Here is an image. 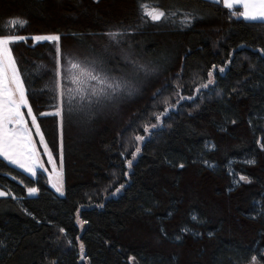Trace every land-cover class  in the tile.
<instances>
[{
	"label": "trees",
	"instance_id": "trees-1",
	"mask_svg": "<svg viewBox=\"0 0 264 264\" xmlns=\"http://www.w3.org/2000/svg\"><path fill=\"white\" fill-rule=\"evenodd\" d=\"M143 5L167 15L151 21ZM234 12L241 8L210 0H0V36L27 38L9 47L60 163L62 151L64 184L61 196L45 171L32 176L0 157L8 193L0 197V264H247L253 256L264 264V22ZM110 31L125 35L113 40ZM38 35H59L65 58L99 57L111 68L130 52L150 72L94 119L69 114L65 96L61 134V117L39 115L54 113L59 94L56 42L31 39ZM213 65L214 83L197 93ZM180 96L193 100L177 104Z\"/></svg>",
	"mask_w": 264,
	"mask_h": 264
},
{
	"label": "snow or ice",
	"instance_id": "snow-or-ice-1",
	"mask_svg": "<svg viewBox=\"0 0 264 264\" xmlns=\"http://www.w3.org/2000/svg\"><path fill=\"white\" fill-rule=\"evenodd\" d=\"M98 3V0H94ZM213 3H219V0H212ZM242 4L243 11L233 15L243 17L247 21L264 22V0H224V7L233 9L235 4ZM143 14L151 21H161L166 17V12L159 10L156 7L149 8L143 5ZM171 15L175 16L173 12ZM197 16L195 12L185 13V18L182 20L184 26H190ZM26 23V21L13 20V26L17 23ZM106 35L113 40L125 35L123 32L110 31ZM27 38L24 36H0V157L9 164H12L32 176H35L37 169H44V163L40 159L35 143L33 141L32 132L25 119V114L21 111L22 108H27V116L31 118V125L35 129V135L39 136V142L43 145L44 152L48 156V163L52 164V173L49 174V183L55 188L61 196L64 195L63 187V157L61 151L60 170L56 168V164L52 158V152L48 150V145L45 143V138L41 132L40 125L37 123V116L33 114V108L29 103L25 80L17 61L12 55L9 47L10 44L16 41H24ZM33 41H54L56 42V77L57 87L60 89V106L54 113H40V116L54 115L61 117V134L63 132V116L65 110V96L67 97V110L71 114L73 112L94 119L98 111L103 110L106 106L113 103L117 98H123L125 95H133L136 91L135 80L140 72L147 74L150 68L147 65L139 64L132 53H128L123 64L107 67L112 61H105L103 58H91L84 60H73L71 57L63 56L59 41V35H43L31 37ZM241 48L244 45L240 46ZM264 53V49L260 50ZM235 50L230 53V58H234ZM66 59L67 67H62V61ZM231 63V59L229 64ZM131 71H125L127 68ZM215 65L212 70L208 71V81L196 88L199 93L201 89H206L214 83ZM225 68H220L219 72L223 73ZM115 74V75H114ZM67 81L70 85L66 90L63 87V81ZM157 92L154 95H158ZM193 100L192 96H180L177 104L181 100ZM176 105L165 107L162 112L156 114L154 119L157 124L144 125L143 132L145 134L155 130L163 118L175 108ZM135 141L143 142L146 136L136 135ZM264 147V145H262ZM141 152L139 146L132 152V160H126L129 168H132L133 161ZM124 156L125 153H120ZM249 163H254L250 161ZM183 168V165H180ZM47 169H45L46 171ZM125 176L128 173H124ZM241 180L246 178L241 176ZM125 188L124 184L116 188L111 195L116 196ZM38 191L37 188L30 187L27 189L28 194L34 195ZM8 193L0 191V197L6 196ZM99 207H104L103 204ZM195 219V217H193ZM40 223V221H37ZM60 233H65L64 228L59 229ZM212 236V233H209ZM71 243V242H69ZM81 260L86 258L84 245H80ZM132 260L133 258H129ZM256 257H252V264H256Z\"/></svg>",
	"mask_w": 264,
	"mask_h": 264
},
{
	"label": "rangeland",
	"instance_id": "rangeland-1",
	"mask_svg": "<svg viewBox=\"0 0 264 264\" xmlns=\"http://www.w3.org/2000/svg\"><path fill=\"white\" fill-rule=\"evenodd\" d=\"M16 21H18V20H16ZM17 23H19V22H17ZM125 54V59H126V54L127 53H124ZM123 58V59H124ZM67 67V66H66ZM150 72V71H149ZM63 87H64V89L66 90L68 87H70V85H68L67 84V81L65 80V81H63ZM58 88V87H57ZM59 91H60V89L58 88V94H59ZM58 97H59V99H58V103H57V107L56 108H54L53 110H51L52 112H55L56 111V109L59 107V104H60V96L58 95ZM24 109H26V111H27V108H24ZM23 108L21 109V111L23 112V110H24ZM25 119H26V117H25ZM30 120H31V118H30ZM26 121H27V119H26ZM30 124H31V122H30ZM31 129H32V137H33V141H34V143H35V146H36V148H37V150H38V152L40 153V159H41V161L44 163V169H40V168H38V169H40V170H43V171H45V169H47L46 171H45V173L47 174V176H48V179H49V174L50 173H52V164H50V163H48V156L45 154V152H44V148H43V145H41L40 144V142H39V136H36L35 135V129L32 127V125H31ZM48 150H49V148H48ZM50 151V150H49ZM52 158H53V161L55 162V164H56V168H57V170L59 171L60 170V160L59 159H54V157L52 156ZM37 169V170H38ZM30 175V174H29ZM51 185V184H50ZM52 186V185H51ZM63 187H64V184H63ZM55 189V188H54ZM0 191H3V192H5L4 190H2L1 188H0ZM36 194V193H35ZM34 194V195H35ZM31 196H33V195H31ZM4 197V196H3ZM77 223L79 224V226L81 227V228H83L84 227V223L83 222H81L80 221V219L77 217ZM247 264H252V259L247 263ZM256 264H261V262L258 260V259H256Z\"/></svg>",
	"mask_w": 264,
	"mask_h": 264
},
{
	"label": "crops",
	"instance_id": "crops-1",
	"mask_svg": "<svg viewBox=\"0 0 264 264\" xmlns=\"http://www.w3.org/2000/svg\"><path fill=\"white\" fill-rule=\"evenodd\" d=\"M210 1H212V0H210ZM219 2L220 3H222L223 5H224V0H219ZM235 6H238V7H240L241 8V12L243 11V7H242V4H240V3H237V4H235ZM234 6V7H235ZM18 168V167H17ZM20 169V168H19ZM21 170H23V169H21ZM24 171V170H23ZM25 172V171H24ZM27 173V172H26ZM27 174H29V173H27Z\"/></svg>",
	"mask_w": 264,
	"mask_h": 264
}]
</instances>
